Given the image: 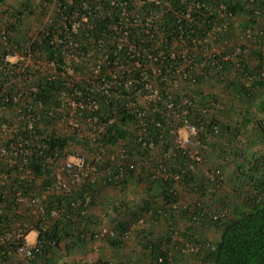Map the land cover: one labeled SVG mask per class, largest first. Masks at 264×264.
<instances>
[{
  "label": "trees",
  "instance_id": "1",
  "mask_svg": "<svg viewBox=\"0 0 264 264\" xmlns=\"http://www.w3.org/2000/svg\"><path fill=\"white\" fill-rule=\"evenodd\" d=\"M42 1L39 7L27 0L13 10H0V124L14 122L20 112L30 109L31 114L41 115L35 132L44 134L43 139L31 138L19 124V135L28 138L33 149L40 146L43 153L38 155L34 151L26 157L24 168L30 171L28 178L17 174L19 165L14 163L20 160L0 159V173L8 175L0 189V229L21 223L26 233L37 234L40 246L32 264H82L68 262L67 257L76 252L86 256L98 241L108 248L101 249L105 259L95 264H132L131 255L121 252V248L133 235V223L130 219L117 222L120 216L128 214L146 227L133 235L140 250L133 264H186L183 259L187 256L200 264H264V155L259 154L254 161L248 159L236 174L251 187L244 197V206L230 205L228 199L218 206L211 204L215 197L211 193L217 192L224 182L223 173L217 167L201 174L199 166L209 159L210 145L230 128L221 116L226 112L225 101L217 90L219 85L240 102L248 101V109L240 113L243 122L255 123L264 138V126L252 117L254 112L264 111V99L258 110L253 109L256 94L264 96V0H221L226 6L223 14L217 8L220 1L167 0L177 13H166L155 37L141 43L142 49L152 52L150 58L136 57L142 63L134 68L133 60L119 55L128 67L117 70L111 69L116 57L110 56V64L105 63L97 74L90 70L76 72L79 81L63 76L59 67L52 70L47 66L52 60H61L52 38L54 32L63 28L56 24L60 17L43 24L47 10ZM210 6L213 8L208 9ZM189 7L192 18L182 17ZM225 13L234 18L230 20ZM25 18L39 22L35 36ZM103 24L98 21L93 27L82 25L77 38L85 49L95 41L111 49L113 44L105 38L109 34L103 30ZM213 30V37H208ZM137 31L133 29L134 33ZM31 42L34 64L39 69L26 67L20 73L18 62L10 67L4 59L7 54H22ZM237 47L242 49L235 55ZM76 89L81 91V97L97 102L95 113L100 114L101 122L115 118L93 143L85 137L64 133L65 124L57 111L62 92ZM154 89H158V96L146 101L145 95ZM14 96L19 99L15 101ZM184 98H189L192 106H185ZM39 102L42 108L38 111ZM170 104L177 113L189 110L192 123L198 127V159L189 149L177 146L178 134L184 132H178L182 125ZM88 112L83 111L81 117ZM142 122H146V128L139 132ZM53 128L60 133L55 134ZM85 128L90 129V124ZM13 139L0 137V146ZM68 144L74 150L71 153H86L100 171L96 178L74 185L68 194L51 193L54 166L46 163L47 156L56 162L63 161L65 155L55 157L51 152ZM122 151L124 159L120 158ZM141 185L146 186L147 194L139 204L128 203L122 197L117 203H108V211L101 205V215L93 213L106 190L119 189L130 195ZM48 191L47 197L41 199ZM18 192L38 198L44 211L34 215L32 206L17 201ZM51 209L59 211L57 218L50 217ZM178 216L189 220L186 231L179 227ZM110 217L112 224L108 226L106 219ZM164 222L166 229L155 233L153 225ZM197 223L215 225L221 232L219 240H201ZM104 229L106 234H102ZM188 245L197 247V251L185 253ZM13 247L12 243H0V264L14 263ZM120 253L125 255L122 260Z\"/></svg>",
  "mask_w": 264,
  "mask_h": 264
},
{
  "label": "built area",
  "instance_id": "2",
  "mask_svg": "<svg viewBox=\"0 0 264 264\" xmlns=\"http://www.w3.org/2000/svg\"><path fill=\"white\" fill-rule=\"evenodd\" d=\"M216 1H220L217 8L223 14L222 11L226 9V6L221 0ZM42 2L47 10L43 24L48 25V23L54 21L55 17H60V20L56 24L58 27L62 26L63 28L62 31L54 32L55 34H53L52 38V43L58 45V57L61 60L59 63L52 60L47 66L52 68V70L59 67L63 76L73 77L76 81L80 80L79 76L76 75V72L79 70H90L95 74L102 71L105 63L110 64V56L116 57L112 60L114 65L111 69L119 70L128 67L124 62L120 61L119 55L128 56L127 60H133L132 66H135L134 68L140 67L142 62L136 57L147 55L150 58L152 53L151 51L142 49L141 43L155 37L156 32L159 31L158 24L161 25L166 13H177L167 0H43ZM212 8L213 6L208 7V9ZM191 12V7L187 8L182 17L185 15V17L191 19ZM143 14L144 16H142ZM224 16L229 17L230 20L234 18L231 14L228 16L225 13ZM179 20L181 19L179 18ZM98 21L104 22V31L105 29L108 30L109 37L106 35L105 38L113 44L111 49L104 48L101 41L92 42L93 46L85 49L77 38L81 35L80 31L83 24L93 27ZM44 25H41L40 29H43ZM133 29H139V31L134 33ZM213 35L214 30L208 34V37H213ZM32 42L20 55L7 54L4 59L5 62L10 67H13L15 62H18L20 73L26 67L39 69V66L34 64V55L31 50ZM241 49L237 47L234 54H239ZM156 54L160 56L161 52L157 51ZM7 72H9L8 66ZM108 86H105L106 89H108ZM149 88L151 89V86ZM158 94V89L150 90L144 99L151 101ZM81 95V91L77 89L67 93L62 92L60 95L61 107L57 111H60L61 120L65 124L64 133L75 135L79 138L85 137L93 143L100 134L105 132L106 125L112 124L115 118L109 119L107 123L101 122L100 114L95 113L98 108L97 102L94 99L81 97ZM13 99L17 101L19 98L18 96H14ZM192 103L189 98H184L183 104L185 106H192ZM36 106L39 111L42 108L41 102L37 103ZM170 106L175 117H177L178 121L180 120L182 125V128L178 132L180 130L184 132L183 134H178L176 140L177 146L181 149H189L191 154L198 159L197 147L201 146L198 139V127L192 123L189 110L184 109L181 113H177L174 110L175 107L173 108V104H170ZM129 107L132 109V104ZM86 109L89 111L87 116L81 117L82 112ZM40 121L41 115L38 112L31 114L30 109H28L27 111L20 112L16 121L0 124V137L2 139L14 137L13 140L8 141L7 145L0 146V159L10 157L11 161L12 159L20 160L19 162L15 161L14 164L19 165L17 174L22 179L30 176L29 169L24 168L26 157L30 156L34 151L38 155H43V153L40 151V146L37 149H33L29 139L19 135V124L20 126L22 125V129L28 131L31 138L38 139L40 137L43 139L44 134L35 132L36 126ZM87 124H90V129L85 128ZM145 128L146 122H142L139 132H142ZM53 129L55 130V134L60 133L56 128ZM70 151L74 150H72V146L69 144L63 149L59 147L55 148L51 152L52 155L55 157L65 155L63 161L59 162H56L52 156H47L46 163H51L54 166L52 172L54 179L53 186L49 190L51 193L68 194L74 185L87 179L96 178L100 171L96 163L90 162L86 153L77 150L74 153ZM120 158H125L124 151L121 152ZM111 159H115L113 155ZM7 178V174L0 173V189L3 181ZM49 191L41 199H45L50 193ZM37 199L21 195L20 192L17 193V201L21 204L32 206L31 211L34 215L44 211L42 204ZM58 216L59 211L57 209L50 210L51 218H57ZM31 232L26 233V229L21 223H15L11 228L4 226L0 229V243L2 245H9L10 243L14 245L13 249L16 260L13 264H32L40 242L37 236L35 239L28 238ZM107 232V229H104L102 234H106ZM184 251L185 253L196 252L197 247L188 245L184 248ZM5 264H7L6 261Z\"/></svg>",
  "mask_w": 264,
  "mask_h": 264
},
{
  "label": "rangeland",
  "instance_id": "3",
  "mask_svg": "<svg viewBox=\"0 0 264 264\" xmlns=\"http://www.w3.org/2000/svg\"><path fill=\"white\" fill-rule=\"evenodd\" d=\"M26 1L27 0H1L2 5L0 6V10H13L20 7V5ZM30 2L33 7H39L38 5L40 0H30ZM10 20L12 19L8 18V21ZM25 22L29 24L32 35L36 34L39 22L29 21V18H25ZM217 90L223 101H225L226 114L224 115L223 112L221 113V116H223V122L226 125H229L230 128L226 132V126H224V137L221 136L217 138L213 145H210L211 149H209L208 152L210 153L209 159L199 165L201 168L200 173L202 174L203 171L205 172V170L208 168L217 169V167H220L222 170L224 182L222 184V187H220L218 191L216 190L217 192L211 193V197L213 194H215V197H212L213 203L211 202V204H216V206H218L222 204L221 201L223 199H228L230 205L239 204L241 206H244V202H246V200H244V197L246 193L249 192V189H251V187H249L248 184L245 185L242 179L239 180V176L237 177L236 174H238L240 169H242L241 165L243 163H246L248 159L254 161L255 157H257L259 154L264 155V138L262 137L263 134L260 128L255 123L245 125V122H243L241 111L244 109H248V101L244 99L243 102H240L238 99L233 98L228 94L226 90L223 89V86L219 85ZM262 99H264V96H262V94H256L254 98L255 103L253 109L258 110L260 101ZM252 117L255 121L259 123L261 122L264 126V111H259L258 113L254 112V115ZM145 187L146 186L144 185L137 186V188H135L134 191L130 193V195H124L125 193L123 191H120L119 189L110 188L106 190L104 195H101V204H99L97 207H93L92 211L96 216H99L101 215L102 211L101 205H105V210L108 211V209L110 210L108 203H117L120 199H122V197L125 198L124 201L126 200L128 203L134 202L136 204H139V202L147 194ZM231 207L233 208L234 206ZM111 219L112 217L106 219V224L108 226L112 224ZM123 219H130L128 221H130L131 224L133 223L132 225L130 224L131 230L133 229V235L137 234L138 231H142L144 228H146L144 227L145 223L139 222V220H135L136 218H132V216L128 214L120 216L117 219V222ZM114 222V224L117 223L116 221ZM189 223V220L184 219L183 216H178V225L179 227L183 228V231L187 230V227H189L190 225ZM196 227L199 238L205 242L216 243L221 236L220 230L217 229L215 225L197 223ZM163 228L166 229L165 222L162 224L156 223L153 225V231L155 233L160 232V230H163ZM35 234V232L32 233L30 235V239H33ZM133 235L129 238L130 240L127 241L126 245L121 248V252L131 255L130 258L132 259V264L140 254L139 247ZM104 248L107 249L108 247ZM95 252L96 250L92 248L89 249L88 254L90 257H96V254H94ZM75 256L80 257V254L76 252ZM123 256L125 255H121L120 253L119 257L121 258V260ZM183 261L186 264H200L196 258L190 256L185 257Z\"/></svg>",
  "mask_w": 264,
  "mask_h": 264
},
{
  "label": "crops",
  "instance_id": "4",
  "mask_svg": "<svg viewBox=\"0 0 264 264\" xmlns=\"http://www.w3.org/2000/svg\"><path fill=\"white\" fill-rule=\"evenodd\" d=\"M34 233V232H31L29 235H28V238L30 239V235ZM37 236V234L34 235L33 239H35ZM105 243H102V242H97L95 244H93L91 246V248L95 249L96 252L94 254H96V257H90L89 254H87L86 256H82L80 255V257H77L75 256V253H72L70 254L68 257H67V260L70 262H73V263H76L77 261H80L82 262V264H95L97 261H99L100 259H105L104 257V250H101L103 249L104 247H106L104 245ZM64 250H65V244H63V247H62ZM107 250V249H105ZM103 251V252H102ZM106 252V251H105ZM66 254V253H65ZM82 261H81V260Z\"/></svg>",
  "mask_w": 264,
  "mask_h": 264
}]
</instances>
